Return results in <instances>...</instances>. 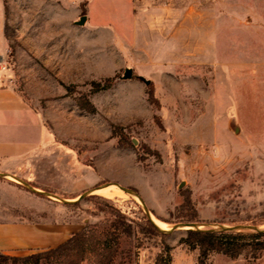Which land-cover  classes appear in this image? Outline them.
<instances>
[{"label": "rangeland", "instance_id": "rangeland-1", "mask_svg": "<svg viewBox=\"0 0 264 264\" xmlns=\"http://www.w3.org/2000/svg\"><path fill=\"white\" fill-rule=\"evenodd\" d=\"M0 55V80L47 118L45 147L76 164L42 189L0 172V216L74 219L92 232L86 252L40 264H99L119 213L136 229L121 239L138 251L129 264H154L164 241L173 264H199L186 227L165 239L139 232L145 214L166 230L189 222L187 198L201 228H264V0H0ZM104 186L110 195L94 191ZM3 254L13 257L0 264H33ZM208 261L264 264V250Z\"/></svg>", "mask_w": 264, "mask_h": 264}, {"label": "crops", "instance_id": "crops-1", "mask_svg": "<svg viewBox=\"0 0 264 264\" xmlns=\"http://www.w3.org/2000/svg\"><path fill=\"white\" fill-rule=\"evenodd\" d=\"M211 24L215 37L216 20ZM44 119L43 111L32 106L13 85L0 80V172L34 182L38 189L56 186L61 171L74 172L76 166L75 160H61L59 148L45 147L54 140ZM55 218L39 223L18 213H1L0 252L31 254L55 248L81 229L76 228L74 219L60 222Z\"/></svg>", "mask_w": 264, "mask_h": 264}, {"label": "trees", "instance_id": "trees-1", "mask_svg": "<svg viewBox=\"0 0 264 264\" xmlns=\"http://www.w3.org/2000/svg\"><path fill=\"white\" fill-rule=\"evenodd\" d=\"M150 84L151 82L149 85ZM186 207L190 208L193 212L188 220L198 221L197 210L193 207L190 198H187L182 205V208ZM116 226L117 233L113 241L107 240V237L109 236L108 234L104 235L105 239L100 248L102 258L99 264H118L117 257L120 254L123 255L119 264H129V261L131 262L133 256L138 255V251L137 249L135 250V247L122 249V236L126 239H132L136 233L133 223L127 222V217L122 213H119ZM139 226V232L144 236H157L162 239L170 236L169 232L160 231L157 225L146 214L143 217V222L139 224ZM90 236H92V232L86 227H83L79 231L72 234L69 239L59 246L31 253L24 257V259L31 260L33 264H40L41 260L56 257V255L61 251L75 246H77L82 252H86ZM137 238V246L140 247L143 243L139 237ZM182 242L187 244L192 249L199 250V264H209V256L213 252H220L232 258H238L241 255H249L253 258L259 257L264 250V232L251 230L228 231L215 229L213 227L197 230L187 229ZM171 251L172 246L164 241L162 249L158 253L154 264H173ZM0 256H4L6 258L13 257L11 255H5L2 252H0Z\"/></svg>", "mask_w": 264, "mask_h": 264}, {"label": "water", "instance_id": "water-1", "mask_svg": "<svg viewBox=\"0 0 264 264\" xmlns=\"http://www.w3.org/2000/svg\"><path fill=\"white\" fill-rule=\"evenodd\" d=\"M87 19L86 15H83L81 17V19L77 22L78 24H84L85 21ZM133 76V69H127L125 72L124 77L125 78H131ZM147 84L150 83L149 80L146 81ZM0 175H3L2 173H0ZM125 191H128L129 189L127 188H123ZM80 197H82V195H80ZM149 218L157 225V227L160 229V231L162 232H170V231H174L176 229H179L181 227H186L187 229H202L201 228V224L199 222H194V221H189V222H180L175 224L171 230H166L163 229L162 227H160L149 215ZM221 230H228V231H240V230H255L257 232H264V228L260 229L257 226H253V225H234V226H223V225H219Z\"/></svg>", "mask_w": 264, "mask_h": 264}, {"label": "bare ground", "instance_id": "bare-ground-1", "mask_svg": "<svg viewBox=\"0 0 264 264\" xmlns=\"http://www.w3.org/2000/svg\"><path fill=\"white\" fill-rule=\"evenodd\" d=\"M112 190L111 187H108V186H104V187H100V188H97L96 190H94L95 192L97 193H102V192H107V194H109L108 192H110ZM114 190V189H113ZM93 191V192H94ZM124 191V190H123ZM104 194V193H103ZM106 194V193H105ZM110 195V194H109ZM156 223H158L161 227L164 228L163 224L161 222H158L157 220H155Z\"/></svg>", "mask_w": 264, "mask_h": 264}, {"label": "built area", "instance_id": "built-area-1", "mask_svg": "<svg viewBox=\"0 0 264 264\" xmlns=\"http://www.w3.org/2000/svg\"><path fill=\"white\" fill-rule=\"evenodd\" d=\"M6 69V60L2 55H0V71Z\"/></svg>", "mask_w": 264, "mask_h": 264}]
</instances>
